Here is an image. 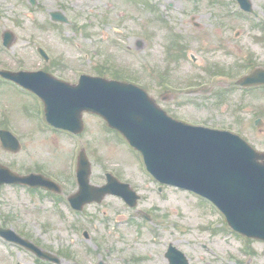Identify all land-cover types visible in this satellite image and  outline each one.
I'll list each match as a JSON object with an SVG mask.
<instances>
[{"label": "rangeland", "instance_id": "rangeland-1", "mask_svg": "<svg viewBox=\"0 0 264 264\" xmlns=\"http://www.w3.org/2000/svg\"><path fill=\"white\" fill-rule=\"evenodd\" d=\"M35 1L32 6L31 0H0V70H48L70 83H77L82 74L120 76L143 88L173 118L239 133L264 151V126L259 130L254 125L256 119L264 120V91L241 94L232 89L249 64L264 59V33L253 23L226 15L231 9L226 0H153L160 15L181 31V39L172 38L166 21L142 0ZM252 1L264 25V0ZM54 11L70 23H54ZM192 17L204 28L197 29ZM4 31L15 35L9 50L2 45ZM225 42L234 46L231 56H224ZM38 46L48 52L49 62L39 57ZM189 52L199 56L201 66L184 59L182 54ZM152 64L158 75L148 69ZM207 70L229 76L212 84ZM203 84L215 87L208 93L190 91ZM83 119L85 129L79 136L52 130L35 96L0 82V129L11 131L22 145L18 154L0 145V162L17 173L40 172L63 190L53 196L1 187V225L62 258L63 264H168L170 244L190 264H264V243L233 232L216 208L191 193L169 187L159 192L160 184L145 171L141 155L119 133L107 129L100 117L85 114ZM81 149L92 164L91 183L102 186L107 173L116 176L140 195L136 208L116 196L87 205L80 213L70 208L68 197L78 188L76 159ZM18 261L43 264L0 240V264Z\"/></svg>", "mask_w": 264, "mask_h": 264}, {"label": "water", "instance_id": "water-1", "mask_svg": "<svg viewBox=\"0 0 264 264\" xmlns=\"http://www.w3.org/2000/svg\"><path fill=\"white\" fill-rule=\"evenodd\" d=\"M243 1L244 8H251ZM53 20L67 21L59 13L53 14ZM5 40L10 46L13 35L6 33ZM1 74L39 95L45 102L48 122L58 129L80 134L84 112L100 115L143 153L148 170L159 181L210 199L224 212L233 229L264 240V154L256 153L241 138L173 120L145 91L131 84L83 76L78 85L72 86L44 72ZM254 78L250 77L246 84L254 82ZM260 82L264 83V78ZM1 135L5 149L19 151L16 138L4 131ZM90 174V162L82 151L78 166L80 190L70 198L75 209L100 203L107 195L122 196L130 206H136L139 197L129 185L107 175V185L94 187L90 184ZM4 183L61 191L41 175L21 177L0 166V185ZM0 236L25 246L40 258L61 263L11 230L0 228ZM166 258L169 264H189L186 256L172 245Z\"/></svg>", "mask_w": 264, "mask_h": 264}, {"label": "flooded vegetation", "instance_id": "flooded-vegetation-1", "mask_svg": "<svg viewBox=\"0 0 264 264\" xmlns=\"http://www.w3.org/2000/svg\"><path fill=\"white\" fill-rule=\"evenodd\" d=\"M244 22L251 24V22L249 20H244ZM232 23H234V22H232ZM257 30L259 31V29H257ZM214 31H215V28L213 29V34H214ZM215 34L217 35V33H215ZM217 46H219V45H217ZM225 46H226L227 53H225L224 56L225 57L231 56L232 55V51L231 50L234 47L232 42H229V43L225 42ZM214 47H212V48H214ZM248 66L249 67L247 68V71H249V72H251L252 70H254L255 68H258L260 66H262V68H264V59L262 58L261 60H259V62L251 63ZM258 90L261 91V89H259V88H256L254 91H258Z\"/></svg>", "mask_w": 264, "mask_h": 264}]
</instances>
